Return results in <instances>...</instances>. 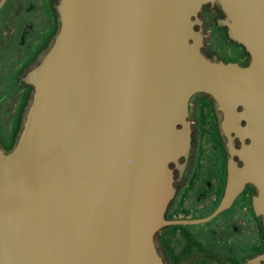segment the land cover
<instances>
[{
    "label": "water",
    "instance_id": "1",
    "mask_svg": "<svg viewBox=\"0 0 264 264\" xmlns=\"http://www.w3.org/2000/svg\"><path fill=\"white\" fill-rule=\"evenodd\" d=\"M208 3L222 7L247 64L204 54L196 26ZM56 7L58 31L22 78L32 95L14 144L0 141V264H166L155 235L172 223L170 164L189 152L197 93L222 113L242 165L230 157L220 205L193 222L249 184L264 222V0Z\"/></svg>",
    "mask_w": 264,
    "mask_h": 264
},
{
    "label": "flooded vegetation",
    "instance_id": "2",
    "mask_svg": "<svg viewBox=\"0 0 264 264\" xmlns=\"http://www.w3.org/2000/svg\"><path fill=\"white\" fill-rule=\"evenodd\" d=\"M59 0H0V141L6 149L19 130L32 95L22 78L39 60L56 35ZM2 2V3H1ZM218 3L205 4L196 28L202 32V50L210 58L247 64L249 53L231 40ZM222 113L203 93L190 101L191 146L187 155L172 161L175 194L165 218L172 223L155 235L166 264H263L264 222L254 207L256 188L247 185L232 204L209 221L227 186L228 140L220 129ZM235 135V134H233ZM14 140V139H13ZM11 144V145H10ZM233 147L241 141L235 137Z\"/></svg>",
    "mask_w": 264,
    "mask_h": 264
},
{
    "label": "trees",
    "instance_id": "3",
    "mask_svg": "<svg viewBox=\"0 0 264 264\" xmlns=\"http://www.w3.org/2000/svg\"><path fill=\"white\" fill-rule=\"evenodd\" d=\"M226 62H230V61H226ZM231 62H233V61H231ZM16 134H17V130L13 133V136H12V138H11V143L13 142V141H15V137H16ZM14 139V140H13ZM14 143V142H13ZM11 145V144H10Z\"/></svg>",
    "mask_w": 264,
    "mask_h": 264
}]
</instances>
